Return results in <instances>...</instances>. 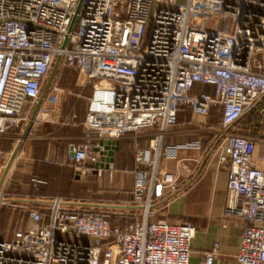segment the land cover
<instances>
[{
	"label": "built area",
	"instance_id": "built-area-1",
	"mask_svg": "<svg viewBox=\"0 0 264 264\" xmlns=\"http://www.w3.org/2000/svg\"><path fill=\"white\" fill-rule=\"evenodd\" d=\"M63 70L74 82L67 90ZM196 85L213 95L190 94ZM88 87L70 165L79 176L112 179L106 143L128 136L136 147L147 134V147L134 151L133 200L39 201L25 208L27 225L0 240V264H189L195 228L152 221L154 189L165 196L178 188L159 160L201 150L200 141L164 146L181 107L202 119L221 109L210 153L228 166L223 214L243 220L236 263L264 264V129L256 136L234 127L249 112L264 118V0H0V137L28 127L12 162L64 92ZM61 122L79 124L75 114ZM217 250L204 253L202 264H212Z\"/></svg>",
	"mask_w": 264,
	"mask_h": 264
},
{
	"label": "crops",
	"instance_id": "crops-1",
	"mask_svg": "<svg viewBox=\"0 0 264 264\" xmlns=\"http://www.w3.org/2000/svg\"><path fill=\"white\" fill-rule=\"evenodd\" d=\"M205 90L208 91L197 86L196 90H192V94L213 95L212 89L210 94L205 93ZM61 109L57 107L51 112L53 118L49 122H52L51 124L42 123L31 130L24 143L22 156L17 162L18 170L15 171L12 182L6 184L5 195L13 196L11 199L20 204L18 206L20 211L12 208L13 215L18 214L17 216L22 218L15 224L19 230L27 225V214L23 208L28 206L38 208L39 201L55 197L64 198L72 195L70 192L76 193L77 189L81 193L72 195L73 198L70 199H86L91 196L100 206L105 204L124 206L123 204L133 200L134 155L126 154L124 158L122 152L146 148L148 135L143 134L145 136L137 141L136 147L128 136L118 141V147L113 154L112 179H109L106 172L101 178L87 175L85 180L76 179L75 170L70 165L69 147L82 142L81 124L84 116L79 118L76 127L59 126L54 119L61 116ZM183 110H187V122L177 124L176 121V125L169 129L164 138V146L200 141L201 150L178 151L174 160L165 157L159 160L160 173L172 180L176 179L178 188L165 196L158 194L153 204L155 213L152 221L188 223L195 228L189 264H202V255L210 252L215 244H218V250L212 264H237L236 256L243 220L225 217L223 214L227 199L228 166H221L218 163V156L210 153L213 137L206 136L205 128L194 122L189 107L179 108L177 119ZM214 110L218 111L220 122L221 109L213 108L211 112ZM249 131L247 127L244 130H237L244 135H248ZM10 136L11 134L7 133L0 137V148L9 144L12 146ZM32 178L42 180L43 183L34 186ZM86 187L87 192L82 191V188ZM92 187L93 190L95 188L101 190L92 193L90 191Z\"/></svg>",
	"mask_w": 264,
	"mask_h": 264
},
{
	"label": "rangeland",
	"instance_id": "rangeland-1",
	"mask_svg": "<svg viewBox=\"0 0 264 264\" xmlns=\"http://www.w3.org/2000/svg\"><path fill=\"white\" fill-rule=\"evenodd\" d=\"M179 4H184L185 0H176ZM207 29H213L211 24H207L206 26ZM62 82H61V86L64 90L69 89L70 87H73L74 82L72 80V73L68 70H63L62 72ZM64 92V91H63ZM62 92V93H63ZM91 93V88L88 87L84 90H75L74 91V96H70L68 95L66 92H64L60 98L59 101L57 102L55 108L57 107H61V116H59L58 118L56 117L54 119V122L56 124H59V126H63L61 125V118L65 117V119L67 118V116H70V114H75L77 117L78 122L80 121L79 118H83L84 114H85V110H86V106H87V99L90 96ZM193 93L192 91L190 92V94ZM54 108V109H55ZM53 110H51L49 112V122L53 119L51 118V112ZM218 112L217 111H213L212 113H210V116L206 119H202V118H194V122L203 126L205 128V135L208 137H213V133L217 130L218 128V124H219V119H218ZM56 120V121H55ZM188 120V113L187 110H183L181 113H179L178 115V119H177V124H183L185 122H187ZM60 121V122H59ZM257 124L260 125L261 127L264 128V118L261 117H257L256 118ZM47 122L48 124H51ZM53 122V123H54ZM27 126V122L23 123V125L20 127L19 130L16 131H9L8 134H11V140L13 141L12 146H10V144L8 146H3L0 148V151L3 152V155L0 158V182L2 181V183L0 184V197L2 196V198L4 199V206H2V210L0 209V240L2 241H9L12 239V235L15 232V230L17 229V225L15 226L16 223L19 222V219L21 220L22 218L19 216H14L13 215V209L14 207H18L20 204H18V202H16L15 199H11L14 198L13 196H6L5 194H7V190H6V184L7 182H12L14 175H15V171H17L18 169V165L17 162H12L11 165L9 166L7 172V165L10 161L11 158V154H13L14 149H16V147L18 146L19 141L22 139L23 133L26 129ZM67 127V126H65ZM69 128V127H68ZM7 134V133H6ZM258 136V135H256ZM15 146V147H14ZM122 156H124V158L126 157V154L129 156L131 154L134 155V152L129 150L122 152ZM6 172V174H5ZM94 187H92V189L90 191H92V193L98 192L101 189H97L95 188L93 190ZM82 191L87 192V187L84 189L82 188ZM68 193V192H67ZM72 195H75L76 193H81L80 191H78V189L75 192H70ZM159 193L158 189L155 188L154 189V196L157 197ZM72 195H67V197H64L66 199H70L73 198L71 197ZM11 200H8V199ZM6 199V200H5ZM14 210H17L14 208ZM20 228H18L17 230H19ZM87 243H90L89 241H86Z\"/></svg>",
	"mask_w": 264,
	"mask_h": 264
},
{
	"label": "trees",
	"instance_id": "trees-1",
	"mask_svg": "<svg viewBox=\"0 0 264 264\" xmlns=\"http://www.w3.org/2000/svg\"><path fill=\"white\" fill-rule=\"evenodd\" d=\"M198 87H203V88H206L208 91H206L205 93H208L210 94V91L212 89V87L210 86H206V85H196L193 87L192 90H196V88ZM213 90V89H212ZM198 91V90H197ZM216 111V110H214ZM213 112V111H212ZM211 112V113H212ZM218 112V111H217ZM219 117V115H218ZM258 116H254L252 112H249L247 114H245L236 124H235V129L236 130H244L246 127L249 129V130H252L254 132L255 135H258L260 136V133L261 131L264 129L263 127H261L260 125L257 124V121H256V118ZM219 119V118H218ZM219 121V120H218ZM132 195H133V192H132ZM15 209H17V211H20V207H14ZM26 208H33V207H26ZM23 210L26 212L27 214V209L23 208ZM18 214H15V216H17ZM111 223H114L115 222V218L112 216V215H109L108 216ZM131 217V216H130ZM130 217L128 216L127 219H130Z\"/></svg>",
	"mask_w": 264,
	"mask_h": 264
},
{
	"label": "water",
	"instance_id": "water-1",
	"mask_svg": "<svg viewBox=\"0 0 264 264\" xmlns=\"http://www.w3.org/2000/svg\"><path fill=\"white\" fill-rule=\"evenodd\" d=\"M55 67H56V66H54L53 71H52V74H51V76H50V78H49V80H48V82H47V84H46V86H45V88H44V90H43V92H42V96H41V98L44 96L45 92L47 91L48 85H49V83H50V81H51V79H52L53 73H54V71H55ZM33 116H34V113L32 114V117H31V118H33ZM28 126H29V125H28ZM27 130H28V127H26V129H25L23 135L26 134ZM108 144H109V143H106V145H107V146H106V149H108V152L106 153V156H107L106 161L109 163V168L112 170V169H113V154H114V151H115V150L117 149V147H118V142H112V143H110L111 146H109ZM16 149H17V147H16ZM16 149L14 150L13 155H12L11 158H10V161H9V163H8V165H7L6 172H7L8 168H9V166L11 165V162H12V159H13L14 153L16 152ZM69 156L72 157V154H69ZM98 167L101 168V167H102L101 164H100V165L97 164V165L95 166V168H98ZM6 172H5V174H6ZM95 174H96L95 171H92V172L89 173V175H95ZM75 175H76V177H75L76 179H81V180H85V179H86V176H79V172H78V171H75ZM1 183H2V181L0 182V184H1Z\"/></svg>",
	"mask_w": 264,
	"mask_h": 264
},
{
	"label": "bare ground",
	"instance_id": "bare-ground-1",
	"mask_svg": "<svg viewBox=\"0 0 264 264\" xmlns=\"http://www.w3.org/2000/svg\"><path fill=\"white\" fill-rule=\"evenodd\" d=\"M2 199H0V201H1Z\"/></svg>",
	"mask_w": 264,
	"mask_h": 264
}]
</instances>
